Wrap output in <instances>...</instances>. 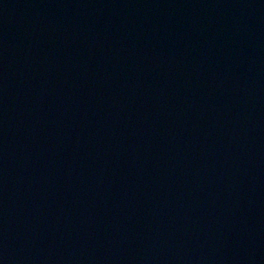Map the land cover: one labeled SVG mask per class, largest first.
I'll use <instances>...</instances> for the list:
<instances>
[{"label": "water", "instance_id": "1", "mask_svg": "<svg viewBox=\"0 0 264 264\" xmlns=\"http://www.w3.org/2000/svg\"><path fill=\"white\" fill-rule=\"evenodd\" d=\"M0 264H264V0H0Z\"/></svg>", "mask_w": 264, "mask_h": 264}]
</instances>
